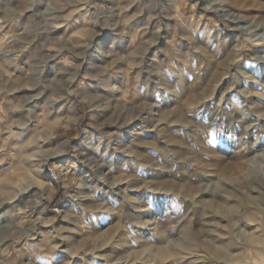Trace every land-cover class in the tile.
<instances>
[{"label":"rangeland","instance_id":"374dc122","mask_svg":"<svg viewBox=\"0 0 264 264\" xmlns=\"http://www.w3.org/2000/svg\"><path fill=\"white\" fill-rule=\"evenodd\" d=\"M262 39L264 0H0V264H264Z\"/></svg>","mask_w":264,"mask_h":264},{"label":"bare ground","instance_id":"6f19581e","mask_svg":"<svg viewBox=\"0 0 264 264\" xmlns=\"http://www.w3.org/2000/svg\"><path fill=\"white\" fill-rule=\"evenodd\" d=\"M217 8V7H216ZM223 11V10H222ZM230 12V11H229ZM232 13V12H231ZM262 43H264V39H262ZM241 96V95H240ZM240 98V97H239ZM243 99V98H242ZM245 99V98H244ZM244 102V101H243ZM240 103V102H239ZM242 106V105H241ZM246 106V105H245ZM244 106V107H245ZM250 115V114H249ZM264 115V114H263ZM259 116H261V114L259 115ZM261 118H263L262 116H261ZM258 119V118H257ZM260 119V118H259ZM253 120H254V118H253ZM222 122H223V120H221ZM257 124V123H256ZM241 126V125H240ZM252 126V125H251ZM249 128V126H247L246 127V129H248ZM250 129V128H249ZM253 129H255V128H253ZM252 130V129H251ZM256 130V129H255ZM29 191V190H28ZM27 191V188H25V189H22L21 191H20V193H26V192H28ZM34 201V200H33ZM30 203V202H29ZM34 203L35 204H40V201L39 200H35L34 201ZM39 220V219H38ZM156 230V229H155ZM95 236V235H94ZM158 240H161L160 238H158ZM159 242V241H158ZM145 245H148L147 247L150 249L151 247H150V245H151V241H148V242H146L145 243ZM168 245V244H167ZM171 246V245H170ZM169 251H171V249H170V247H167V246H165V245H161V247H160V250H159V253L160 254H167ZM94 252V251H93ZM259 252V251H258ZM260 254V253H259ZM259 256V255H258Z\"/></svg>","mask_w":264,"mask_h":264},{"label":"trees","instance_id":"16d2710c","mask_svg":"<svg viewBox=\"0 0 264 264\" xmlns=\"http://www.w3.org/2000/svg\"><path fill=\"white\" fill-rule=\"evenodd\" d=\"M59 200H60V199H59ZM59 200H58V202H57V200H56V202L59 203Z\"/></svg>","mask_w":264,"mask_h":264}]
</instances>
